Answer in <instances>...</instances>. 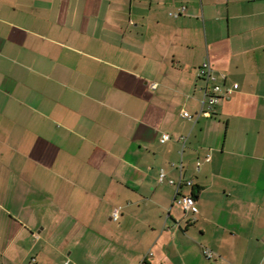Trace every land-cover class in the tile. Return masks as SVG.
Returning <instances> with one entry per match:
<instances>
[{
  "label": "crops",
  "instance_id": "obj_1",
  "mask_svg": "<svg viewBox=\"0 0 264 264\" xmlns=\"http://www.w3.org/2000/svg\"><path fill=\"white\" fill-rule=\"evenodd\" d=\"M68 262L264 264V0H0V264Z\"/></svg>",
  "mask_w": 264,
  "mask_h": 264
},
{
  "label": "built area",
  "instance_id": "obj_2",
  "mask_svg": "<svg viewBox=\"0 0 264 264\" xmlns=\"http://www.w3.org/2000/svg\"><path fill=\"white\" fill-rule=\"evenodd\" d=\"M185 9V7H183ZM178 13H175L177 16ZM199 76L205 80V100L203 101V105L200 111V114L211 116L214 112V107L220 103V101L224 98H227L231 93V89H224L222 81L225 79L224 73H217L213 68L209 60H206L202 63L199 71ZM152 87H156V84H153ZM182 115L191 120H196V118L187 111H183ZM170 138L169 134H164L163 139L168 140ZM165 178V173L162 172L160 174V181H163ZM171 184H175L176 195L175 202L179 204L185 212H190L195 210L196 207V198L192 195V193H184L182 191V187L184 185L193 186V180L187 181H179L178 183L173 180L170 181ZM122 212V208L120 206L114 207L112 211V218L118 220L120 218ZM205 255L210 258L213 255V252L210 249H205ZM67 264H70L69 262Z\"/></svg>",
  "mask_w": 264,
  "mask_h": 264
},
{
  "label": "trees",
  "instance_id": "obj_3",
  "mask_svg": "<svg viewBox=\"0 0 264 264\" xmlns=\"http://www.w3.org/2000/svg\"><path fill=\"white\" fill-rule=\"evenodd\" d=\"M197 193H198V191H197V189L195 190V189H193V191H192V195L196 198V196H197Z\"/></svg>",
  "mask_w": 264,
  "mask_h": 264
}]
</instances>
